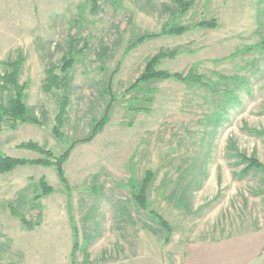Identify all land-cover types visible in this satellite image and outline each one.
I'll use <instances>...</instances> for the list:
<instances>
[{"label": "rangeland", "instance_id": "obj_1", "mask_svg": "<svg viewBox=\"0 0 264 264\" xmlns=\"http://www.w3.org/2000/svg\"><path fill=\"white\" fill-rule=\"evenodd\" d=\"M176 11L173 0H0V78L21 55L23 101L44 125L4 129L0 156L44 158L23 146L31 142L58 157L90 135L108 92L119 98L102 131L76 143L64 164L69 195L54 167L0 174V264H71L68 203L77 264H185L198 250L201 262L209 249H226L234 264H264V169L248 165L264 168V0H194L174 22L190 26L187 32L147 38L125 53L138 38L159 34ZM213 20L214 29L196 26ZM70 40L68 106L57 139L61 96L43 84ZM160 52L178 54L159 70H192L200 83L153 80L127 93ZM8 94L0 89V104ZM148 170L140 208L133 193ZM40 178L53 193L37 200Z\"/></svg>", "mask_w": 264, "mask_h": 264}, {"label": "trees", "instance_id": "obj_2", "mask_svg": "<svg viewBox=\"0 0 264 264\" xmlns=\"http://www.w3.org/2000/svg\"><path fill=\"white\" fill-rule=\"evenodd\" d=\"M194 0H173V4L176 7V15L174 17L173 22L168 25H165L159 34H151L145 35L138 38L133 44H131L125 51L128 53L134 46L141 44L147 38H153L156 36H180L187 32L190 26H178L174 22L178 19L182 18L192 7ZM200 28H207V29H214L216 27V22L213 21H206L200 22L196 25ZM73 40H70V46L68 54L65 55L59 62L57 66H52L46 70V77L43 84V91L45 93H52V92H59L61 96V102L58 106V111L55 116V123L52 127V134L57 139H62L61 128L63 126V119L67 112L68 106V97L65 95V91L68 85V78L66 73L72 68L73 59L69 58L72 55V48H73ZM178 52H171V53H158L154 55L150 60H148L145 64L144 70L141 75L136 79V81L129 86L127 89V93L131 90L139 88V86L143 83H147L153 80H169L174 79L181 82H189V83H200V77H198L192 70H190L185 76L179 73H169L166 71H162L158 69V65L160 61L164 58H174L177 56ZM22 56H18L15 60L8 62L5 64L6 71L0 78V89L6 90L8 94V100L6 104H0V133L4 129H11L15 130L19 125L22 124H31L38 127L44 126L42 122H40L35 117L31 116L27 112V108L23 101V92L25 90L24 85H20L18 82V76L20 68L23 64ZM109 100L105 107V112L102 118L95 123L94 127L90 135L83 140L77 141L89 143L91 142L106 126L108 122V114L110 109L112 108L113 103L119 99L114 97L113 95L108 92ZM123 98V97H122ZM76 143H71L67 146L65 152L55 157L50 151L44 150L39 148L34 143H27L23 145L25 148L31 149L33 151H37L44 156V158L36 159V160H26V159H18L6 156H0V174H7L12 172L18 167H25L29 165L35 166H46V167H54L57 178L59 180V184L63 187V189L67 192V195L70 194L69 185L65 176L64 164L67 162L71 151L73 150ZM249 168H255L257 170H263V166L257 163L254 160H249ZM152 172L146 171L144 175V179L140 185L139 190L137 193H133L134 201L140 208H145V191L146 188L149 186L152 180ZM37 195L35 199L39 200L42 196L50 195L53 193V188L50 187L43 178H40L37 186ZM70 199V198H69ZM69 201V200H68ZM68 211H69V223L72 231L73 236V244L70 253L71 264H77L75 260V253L78 249L77 243V230L74 225V221L70 214V204L68 203ZM153 218L156 220L158 224H160L163 228L167 229L168 233H171V228L168 223L162 219L160 216L154 214L153 212L150 213ZM13 215H16L13 212ZM20 221L24 227L29 230L33 229L32 224L27 223L23 217H20ZM35 225H39L38 222H35Z\"/></svg>", "mask_w": 264, "mask_h": 264}, {"label": "crops", "instance_id": "obj_3", "mask_svg": "<svg viewBox=\"0 0 264 264\" xmlns=\"http://www.w3.org/2000/svg\"><path fill=\"white\" fill-rule=\"evenodd\" d=\"M200 251L202 250H198L196 253H192L191 257L186 260L185 264H234L232 261L233 258L231 256V253L226 251V249H222V250L221 249H209L207 254L202 255L203 257H206V258L200 259L201 262H199L195 260V258L196 256L200 255L199 253ZM239 252H241V250H239ZM237 260L238 259H236V261Z\"/></svg>", "mask_w": 264, "mask_h": 264}]
</instances>
